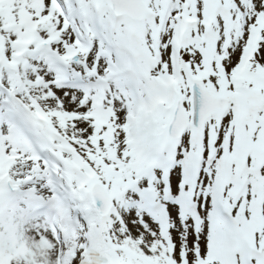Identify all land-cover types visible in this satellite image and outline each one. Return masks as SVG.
Here are the masks:
<instances>
[{
	"label": "snow or ice",
	"instance_id": "1",
	"mask_svg": "<svg viewBox=\"0 0 264 264\" xmlns=\"http://www.w3.org/2000/svg\"><path fill=\"white\" fill-rule=\"evenodd\" d=\"M0 264H264V0H0Z\"/></svg>",
	"mask_w": 264,
	"mask_h": 264
}]
</instances>
